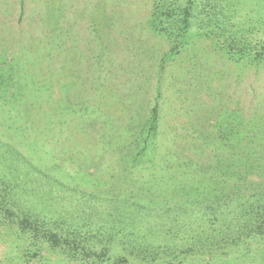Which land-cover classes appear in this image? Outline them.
Masks as SVG:
<instances>
[{"label": "rangeland", "instance_id": "374dc122", "mask_svg": "<svg viewBox=\"0 0 264 264\" xmlns=\"http://www.w3.org/2000/svg\"><path fill=\"white\" fill-rule=\"evenodd\" d=\"M185 9L165 61L173 42L149 21L176 24ZM154 104L158 138L138 160L130 141ZM229 121L243 123L237 164L218 136ZM259 129L264 0H0V264H264V234L239 223L244 204H264ZM7 149L56 188L19 184ZM45 215L110 241H81L88 258L68 252Z\"/></svg>", "mask_w": 264, "mask_h": 264}, {"label": "trees", "instance_id": "16d2710c", "mask_svg": "<svg viewBox=\"0 0 264 264\" xmlns=\"http://www.w3.org/2000/svg\"><path fill=\"white\" fill-rule=\"evenodd\" d=\"M188 16H189L188 10L185 9L184 16H183L184 19L181 21H176V24L173 23L171 20L167 22L166 20L162 19L160 15H156L152 17V19L149 21V27L153 32L163 35L170 43L173 42L172 43L173 45L170 47L169 53H166L165 55V59H164L165 61L171 59L173 56H175V54L179 52V47H177L178 45L177 42H178V38H180V36L183 35L182 28L184 26H185V29L188 27V20H189ZM175 34H179V37L176 36L174 38ZM174 42H176V44ZM159 119H160L159 106L158 104H154L149 109L147 119L144 122L145 130H144L143 136L141 138L140 137L135 138L134 141L133 140L130 141V143L133 142L134 144V148H133L134 158L139 160V158L146 155V153L149 152L148 148L150 146H153V144L156 142V139L158 138V134H159L158 132ZM232 121H229V123L227 124L228 127L221 128L219 130L220 135L218 136L219 138H221V141H223V144L225 145L223 150L227 151L228 154L233 153L234 161H237L236 162L237 164L239 161V159L237 160V155H238L237 152H241V150H243V145L242 144L240 146L238 145L239 134L243 132L242 130L243 123H239L238 125L236 124L232 125ZM255 133L263 135L264 129L263 130L259 129ZM254 138H257V136H255ZM8 152L9 153H7V155H5L4 157L5 165L3 166L12 175V178H15L16 180L17 178H21V180H17L19 184H20V181L22 180L27 185L37 183L39 189L48 187L49 190H51L50 193L52 192V188H56L57 183H58L56 176L51 175L50 173L49 174L45 173L41 171V169H37L38 167L34 164L30 165L26 160L22 159L20 154H18L16 151L9 150ZM2 154L3 152L1 153V155ZM251 155L254 160V164H251V165L253 166V168L257 169L258 166L262 164L263 162L264 151H260V152L255 151V153H251ZM232 157L233 156H230L229 158H232ZM146 158L148 159V156H146ZM9 168L12 169V171H10ZM245 176L247 175H244L242 178H244ZM2 181H3V187L6 189V191L13 194L17 186L13 185L12 181L10 180L5 181L2 179ZM258 188L259 189L255 190L256 191L255 194L261 195L264 197V189H262L263 186L262 188L260 187ZM214 189H217V188H214ZM217 190L223 191L222 189H217ZM235 192H238V190H235ZM26 203H19V205L25 208L28 207L29 205L30 208L28 210L31 212H32L31 210L32 208H44L43 205L40 206L38 204H34L33 200H31L28 203V205ZM78 204H74V205H78ZM51 216L45 215L46 218L44 216L42 217H44V219L46 220H49ZM53 218L54 219H51L52 224L56 225V227H58V229L62 231L59 233L57 232L50 233L51 234L50 239H52L55 243H58L61 238H64L63 240H65L66 242H70V240L73 241L72 243L76 241L80 242V245H77V244L72 245V243L68 245L66 248L68 252L69 251L73 253L79 252L80 254H82L81 256H85L88 258L91 256L90 246L85 245L84 243L82 244L81 241H84L85 243L99 242L103 240L104 237L102 236H105L104 239L106 241L108 242L110 241L111 234L106 233L105 235L103 234L102 236H100V233L94 232V230L91 229L90 227L87 226L88 228H90L89 230L88 228L86 229V226L85 227L80 226V224L77 223L79 222L77 218L72 219L71 217V219L69 220H64V219L56 218V217H53ZM59 221L63 224H66L68 228L64 229L61 226H59L60 225ZM239 223L242 224V228L249 226V228H251L252 230V233L256 232L259 235L264 234V204L254 205L253 202L248 205L244 204L243 212H242ZM97 230H99V228ZM111 233L114 234V232H111ZM64 234L66 236L61 237Z\"/></svg>", "mask_w": 264, "mask_h": 264}, {"label": "crops", "instance_id": "0c3cea01", "mask_svg": "<svg viewBox=\"0 0 264 264\" xmlns=\"http://www.w3.org/2000/svg\"><path fill=\"white\" fill-rule=\"evenodd\" d=\"M68 40H69L70 42L73 41V40H71V39H62V40H61V38H59L58 41H59L60 43L58 44V47H61V48L63 49V41L69 43ZM74 40H75V39H74ZM90 42H91V41H90ZM65 44H66V43H65ZM66 45L68 46L67 49L69 50L68 54L70 53V55H75V52H76V53L78 52V51H77L78 49L75 48L76 45L74 46L75 49L72 47L71 43H70V44H66ZM72 49H74V53L71 54L70 51H71ZM106 49H107V48H105V51H106ZM105 51H104L102 48L96 49V52H97V53L103 52L104 54H101V56H102L103 58H102L101 56H99V55H96L97 59L95 60V62H98V57H101L100 59L102 60V65L106 64V63H104ZM107 54H108V53H107ZM66 62H67V63L70 62V59L66 60ZM86 64H87V63H86ZM90 64H91L92 67L95 66L94 62H91ZM107 121H109V120H107Z\"/></svg>", "mask_w": 264, "mask_h": 264}]
</instances>
